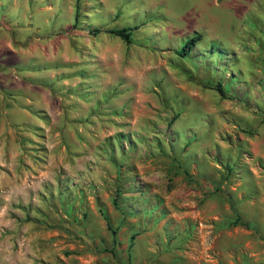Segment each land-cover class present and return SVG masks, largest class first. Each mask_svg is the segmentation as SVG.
<instances>
[{"label": "rangeland", "instance_id": "rangeland-1", "mask_svg": "<svg viewBox=\"0 0 264 264\" xmlns=\"http://www.w3.org/2000/svg\"><path fill=\"white\" fill-rule=\"evenodd\" d=\"M0 264H264V0H0Z\"/></svg>", "mask_w": 264, "mask_h": 264}, {"label": "trees", "instance_id": "trees-1", "mask_svg": "<svg viewBox=\"0 0 264 264\" xmlns=\"http://www.w3.org/2000/svg\"><path fill=\"white\" fill-rule=\"evenodd\" d=\"M97 30H94V33H97ZM107 33L118 37L119 39H121L123 42L125 43H130V32L128 29H114V30H109L107 31ZM198 37H192L190 39H188L187 41L184 42L183 46L181 47V49L178 51V55L179 56H186L187 53L190 51L191 47L194 45V43L198 40ZM215 90L217 91V93L219 95H222V91L219 88V86L215 87ZM105 223H106V227L107 229H109V224L108 221L105 218Z\"/></svg>", "mask_w": 264, "mask_h": 264}]
</instances>
